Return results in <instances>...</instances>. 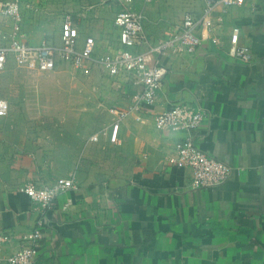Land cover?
<instances>
[{"label": "crops", "instance_id": "0c3cea01", "mask_svg": "<svg viewBox=\"0 0 264 264\" xmlns=\"http://www.w3.org/2000/svg\"><path fill=\"white\" fill-rule=\"evenodd\" d=\"M30 1L35 9L26 11L24 23L30 42H60L63 15L71 13L80 46L88 36L96 39V55L118 46L115 4ZM203 6L204 0H135L155 39L179 26L186 11L199 13ZM51 8L61 13L53 33L40 20L28 22ZM216 14L224 18L217 28L221 43L205 39L194 56L162 59L167 73L155 104L123 120L119 144L110 141L111 128L106 137L96 133L97 141L90 137L122 155L114 163L118 176L102 177L96 151L89 162L59 173L35 150L34 137L4 132L0 121V235L8 238L0 264H9L7 257L39 219L45 235L36 264H264V0H245ZM235 30L252 51L251 62L230 55ZM65 66L70 65L57 69ZM92 69L101 72L108 109L127 105L133 83L108 78L99 66ZM179 101L209 114L195 141L233 167L223 184L192 189L193 170L169 163L184 133L161 130L156 115ZM70 175L78 188L70 191L74 203L66 210L61 205L66 196L43 211L18 189L29 180L44 184Z\"/></svg>", "mask_w": 264, "mask_h": 264}, {"label": "built area", "instance_id": "2783aa9c", "mask_svg": "<svg viewBox=\"0 0 264 264\" xmlns=\"http://www.w3.org/2000/svg\"><path fill=\"white\" fill-rule=\"evenodd\" d=\"M153 0H143L145 4ZM117 6L115 25L118 29V46L109 53L96 55V39L88 36L82 46L79 45V29L71 13H65L61 23L60 42L43 39L34 44L29 41L24 29L27 10L35 7L30 0H0V70L10 63L31 71L49 72L59 65L68 64L75 69H90L94 65L101 67L108 78L125 77L136 87L124 107L112 106L113 116L110 141L119 140V127L129 115L140 113L155 104L159 91L163 87L167 68L162 62L165 57L181 59L194 56L205 39L220 44L217 33L224 18L222 13L245 0H204L201 12L186 11L181 24L169 30L162 37L153 38L147 31V16L143 10L135 8V0H102ZM230 55L242 62H251L253 54L250 48L240 43L238 31H234L229 44ZM9 103L0 98V117L8 114ZM209 114L201 107L179 101L169 109L156 115V125L161 130L182 131L184 136L178 140L170 152L169 163L177 167H190L193 170L191 188L215 187L226 182L233 173V167L203 151L195 141V135L208 119ZM91 140H98L93 135ZM74 177L59 178L51 183L41 184L29 180L19 186V191L28 196L41 210L53 206L58 198L62 209H68L74 199L69 195L76 190ZM42 219L36 226L22 235V246L7 257L9 264H36L41 241L45 235ZM8 238L0 235V253Z\"/></svg>", "mask_w": 264, "mask_h": 264}, {"label": "rangeland", "instance_id": "374dc122", "mask_svg": "<svg viewBox=\"0 0 264 264\" xmlns=\"http://www.w3.org/2000/svg\"><path fill=\"white\" fill-rule=\"evenodd\" d=\"M51 9L30 16L28 22L39 25L40 20L53 33L61 13ZM100 73L92 67L79 70L72 66L47 73L16 64L0 70V98L9 103L8 114L0 119L4 132L34 137L35 150L41 149L45 163L59 173L89 162L96 151L102 177L120 175L119 164L114 163L122 155L90 141L96 133L108 136L112 122L107 97L101 93Z\"/></svg>", "mask_w": 264, "mask_h": 264}]
</instances>
